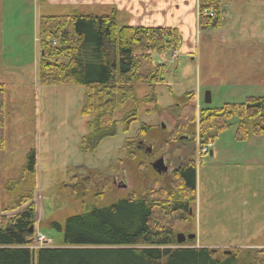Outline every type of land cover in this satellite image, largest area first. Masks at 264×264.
Instances as JSON below:
<instances>
[{
	"label": "rangeland",
	"instance_id": "1",
	"mask_svg": "<svg viewBox=\"0 0 264 264\" xmlns=\"http://www.w3.org/2000/svg\"><path fill=\"white\" fill-rule=\"evenodd\" d=\"M109 2L71 0L74 5H67L59 0H0V83L5 87L6 124L5 149L0 153V208H7L27 191L34 192L35 238L40 241L35 249L60 248L63 233L57 232L55 224L64 228L68 218L91 206L108 207L140 187L144 191L155 183L168 187L181 153L191 154L197 163L192 209L196 221L176 223L174 232L176 236L195 235L196 240L183 247L217 250L219 257L225 251L264 248V136L240 141L233 128L214 142L213 156H199V142L170 145L169 140L176 124V113L170 110L176 98L195 93L198 114L208 92L213 109L264 96V0H232L224 7L223 26L208 29L199 26V5H195L196 25H192V14L185 20L189 50L176 51L172 57L152 54L155 63L166 66L165 84L155 88L157 106L141 103L139 121L129 133H124L120 121L136 107L119 111L114 116L116 136L85 154L81 142L89 133L90 119L81 110L86 90L77 85L39 84L38 24L42 16H110L114 10ZM143 7L136 9L131 21L114 12L119 26L129 22L154 27V12ZM135 89L140 101L149 95L147 85ZM142 125L153 131L140 136ZM140 143L143 153L154 150L151 157L142 159L145 164L141 159L135 164L130 158ZM33 153L36 173L26 184L23 169ZM161 157L169 161L171 173L154 178L148 167ZM103 186L107 196L102 201L93 191L101 192ZM84 188L91 190L89 195L85 196ZM75 191L79 200L72 196Z\"/></svg>",
	"mask_w": 264,
	"mask_h": 264
},
{
	"label": "trees",
	"instance_id": "2",
	"mask_svg": "<svg viewBox=\"0 0 264 264\" xmlns=\"http://www.w3.org/2000/svg\"><path fill=\"white\" fill-rule=\"evenodd\" d=\"M231 1L199 0V26L221 28L222 7ZM38 43L37 70L42 87L77 85L86 90L81 114L90 119L89 133L82 139L81 151L87 154L104 139L116 136V113L131 105L136 107L120 121L124 133H129L133 123L139 121L137 107L141 103L157 106L155 88L165 84L166 66L155 63L152 54L167 56L179 51L182 36L177 28L119 26L114 13L42 16ZM140 85L149 87V95L142 101L135 89ZM4 94L5 87L0 83V153L5 149ZM194 94L176 98V105L170 108L176 113L170 145L199 142L204 149L233 128L240 141L264 136V96L219 109L205 104L197 114ZM150 131L152 127L142 125L138 133L144 136ZM151 156L138 147L136 153H130L135 164L140 159L145 164L142 159ZM35 163L33 153L23 169L26 184L35 176ZM148 171L154 178L161 176L152 165ZM172 172L168 187H159L158 183L148 191L140 187L108 207L91 206L83 214L68 218L64 228L55 224L57 232L63 233L60 248H30L36 237V207L31 202L34 192H25L7 208H0V264H264V248L235 249L219 257V251L212 249L179 246L175 224L196 221L192 210L197 190L194 155H184ZM101 188V192L98 188L93 192L103 201L107 194L104 186ZM83 191L87 196L91 190ZM73 193L79 200L78 192Z\"/></svg>",
	"mask_w": 264,
	"mask_h": 264
},
{
	"label": "crops",
	"instance_id": "3",
	"mask_svg": "<svg viewBox=\"0 0 264 264\" xmlns=\"http://www.w3.org/2000/svg\"><path fill=\"white\" fill-rule=\"evenodd\" d=\"M48 1L51 2V0ZM70 1L71 0H59V2L62 4L74 5V3H70ZM108 1H110L108 4L109 6L112 7L114 12H116L117 14H121L123 20L127 19L130 21L133 18L131 16H134L135 13L138 12L137 10H140L141 8L143 9L144 8L143 6H149L150 7L149 10L154 12V14L151 15V19H153V23H155L154 27L170 26L173 28H177L182 36V46L180 51L183 52L185 50L186 51L189 50L187 48L188 44L186 43L187 29L185 27L187 25L185 23L186 22L185 20L190 14H192V16H194L192 25L193 27L196 25L194 24V19H196V23H197L198 12H197V7H195V5H199V0H108ZM52 2L56 3L57 1H52ZM144 11H147V8H145ZM133 13L134 15H132ZM140 20L144 21V18L141 16ZM127 24L130 26L136 25V23L131 24L129 22ZM137 25L142 27L147 26L146 23L137 24ZM194 30L192 34H195ZM256 246H261V245H256Z\"/></svg>",
	"mask_w": 264,
	"mask_h": 264
},
{
	"label": "water",
	"instance_id": "4",
	"mask_svg": "<svg viewBox=\"0 0 264 264\" xmlns=\"http://www.w3.org/2000/svg\"><path fill=\"white\" fill-rule=\"evenodd\" d=\"M204 102L206 105H211L212 99H211V93H206ZM152 168L158 173V174H163L167 172V168L164 165V160H160L154 164H152ZM31 232L33 231V228L30 229ZM196 239L195 235H184V234H178L176 237L177 244L179 246L184 245L187 243V241H194ZM216 252V250H214ZM231 252H225V254H230Z\"/></svg>",
	"mask_w": 264,
	"mask_h": 264
},
{
	"label": "flooded vegetation",
	"instance_id": "5",
	"mask_svg": "<svg viewBox=\"0 0 264 264\" xmlns=\"http://www.w3.org/2000/svg\"><path fill=\"white\" fill-rule=\"evenodd\" d=\"M138 148H140L141 150H143V148H142V144H140L139 146H138ZM152 150H153V148H151V150L149 151V150H147V153L148 154H152ZM185 154V153H184ZM186 155V154H185ZM164 158V160H165V164H166V166L168 167V169L171 171V168L169 167V165H168V160H166V158L165 157H163ZM182 158H183V154L181 153V158L179 159V161H181L182 160Z\"/></svg>",
	"mask_w": 264,
	"mask_h": 264
},
{
	"label": "built area",
	"instance_id": "6",
	"mask_svg": "<svg viewBox=\"0 0 264 264\" xmlns=\"http://www.w3.org/2000/svg\"><path fill=\"white\" fill-rule=\"evenodd\" d=\"M206 152V151H205Z\"/></svg>",
	"mask_w": 264,
	"mask_h": 264
}]
</instances>
